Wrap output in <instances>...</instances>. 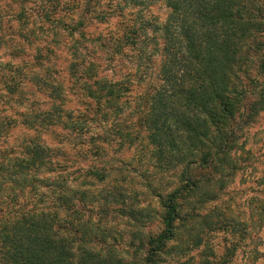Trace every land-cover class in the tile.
<instances>
[{
	"label": "trees",
	"instance_id": "1",
	"mask_svg": "<svg viewBox=\"0 0 264 264\" xmlns=\"http://www.w3.org/2000/svg\"><path fill=\"white\" fill-rule=\"evenodd\" d=\"M66 1L34 0L44 22H54L50 11L60 2L69 15L70 21L61 26L70 37L64 45L65 79H58L53 63L42 61L47 51L59 49L53 45L42 50L36 34L42 27L32 26L34 15L25 9L0 11V49L14 42L18 54L27 41L35 50L34 69L16 63L15 71L2 79L6 96L0 137L5 143L14 127H21L23 137L0 149V264H109L110 256L96 247L95 236H69L72 230L81 234L87 228V221L75 217L81 213L76 205L84 203L93 178L101 182L107 175L91 167L79 181L66 176L68 145L63 144L88 131L94 117L107 121L108 108L119 111V100L130 90L125 84L129 77L118 79L113 73L126 51L144 65L137 73L147 82L137 125L145 155L150 154L155 167L178 170L175 185L158 195L162 228L147 233L142 242V264L162 262L176 236L183 204L196 211L207 197L215 198L209 194L211 180L224 175L239 131L263 107L264 80L251 74L250 52L261 54L256 64L264 78V0ZM156 3L166 9L164 17L152 11ZM12 21L16 27L9 25ZM95 21H113L120 29L87 34ZM16 34L19 41L12 42ZM26 83L36 86L44 104L35 98L27 101L22 94ZM95 137L87 142L93 144ZM93 146L91 154L104 150L95 142ZM82 151L76 153L85 160L88 149Z\"/></svg>",
	"mask_w": 264,
	"mask_h": 264
},
{
	"label": "rangeland",
	"instance_id": "2",
	"mask_svg": "<svg viewBox=\"0 0 264 264\" xmlns=\"http://www.w3.org/2000/svg\"><path fill=\"white\" fill-rule=\"evenodd\" d=\"M60 3L50 11L54 16L52 24L44 22L43 13L34 0H0V11L19 13L25 9L26 13L34 15L32 26L36 29L42 27L36 31L39 36L37 41L44 46L42 50L45 52L46 46L53 45L59 49L54 54L47 51L46 59L42 61L46 66L53 63V68H57V74L60 75H57L58 79H65L68 54L64 52V45L70 41V37L61 26L62 22L70 19L65 6ZM63 3L67 1L63 0ZM152 11L159 17L166 14V9L157 3ZM76 15L77 13L74 17ZM57 21L58 24L55 23ZM10 24L16 27L13 21ZM7 26L8 21L4 24L6 32ZM26 26L32 27L31 23ZM119 29L113 21L109 24L95 21L87 27L86 32L97 35ZM9 32H12L11 29ZM15 32L17 31L12 33ZM8 39L7 44L10 43V38ZM15 40L19 41L17 34L12 42ZM13 43L11 47L3 44L0 49V109L6 96L3 77L11 75L13 69L15 71L13 66L16 63L23 69L26 67L24 70L34 69L35 66L32 44L24 42V48L17 54L13 51ZM250 53L251 74L258 75L260 81H263L256 64L261 54L255 55L254 51ZM139 63L140 60L132 51H126L114 66V78L129 77V82L125 84L130 90L119 100V111L117 108H108L107 121L94 117L88 131L85 129L86 132L74 136L75 139L70 136L71 139L63 144L68 145L65 149L67 160L64 162L66 176L78 177L79 181L91 167L107 175L101 182L93 178V184L86 188L83 195L84 203L78 202L76 205L81 213L75 217L87 221V228L83 227L81 234L72 230L69 236H95L99 240L96 247L101 249L104 257L110 256L109 264H142V242L145 241V235L157 233L162 228L158 195L175 185L178 172L177 169L167 171L155 167L150 154L145 155V140L141 136L143 132L138 130L137 121L143 104L142 96L147 91V82L138 78L137 73L144 67ZM150 72L152 70L148 68V74ZM22 89L27 101L35 98L41 100V104L45 103L42 101L44 96L36 90L35 85L26 83ZM8 104L14 106L12 102ZM5 105L7 108V104ZM257 113L239 131L230 166L226 168L224 175L211 180L209 194H214L215 198L207 197L206 202L197 206L199 208L196 211H191L186 203L183 204L176 221V236L169 242L170 252L164 255L162 262L157 261L155 264H264V104ZM8 131L5 143L2 142L4 138L0 137V149L6 144L10 147L15 142L18 143L23 137L21 127L9 128ZM125 134L127 137L131 136L133 141L125 139ZM91 135L96 136L95 145L104 149L99 155L91 154L94 142H87L92 140ZM78 148L80 151L88 149L85 160L76 153ZM78 187L80 191L85 189L84 186ZM195 205L198 203L195 202ZM109 248L110 251L105 253Z\"/></svg>",
	"mask_w": 264,
	"mask_h": 264
}]
</instances>
